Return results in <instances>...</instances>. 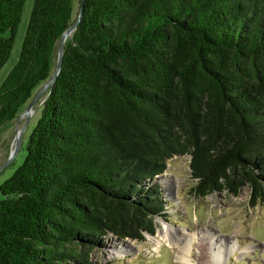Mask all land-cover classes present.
<instances>
[{"label":"trees","instance_id":"obj_1","mask_svg":"<svg viewBox=\"0 0 264 264\" xmlns=\"http://www.w3.org/2000/svg\"><path fill=\"white\" fill-rule=\"evenodd\" d=\"M25 0H0V69ZM72 0H34L0 83V129L51 74ZM25 156L0 184V264H109L101 238L155 233L156 177L264 199V0H85Z\"/></svg>","mask_w":264,"mask_h":264},{"label":"rangeland","instance_id":"obj_2","mask_svg":"<svg viewBox=\"0 0 264 264\" xmlns=\"http://www.w3.org/2000/svg\"><path fill=\"white\" fill-rule=\"evenodd\" d=\"M33 1L24 2L9 58L0 69V83L18 59ZM79 1L72 0L73 19L78 13ZM43 82L33 89L31 97ZM31 97L0 129V164L7 161L0 170V184L23 161L28 135L46 94L33 106L20 147L11 156L17 116ZM22 122L23 118L17 128ZM189 161L188 155L173 156L167 161L166 170L156 177L166 207L162 212L164 216L155 217V233L145 234L141 241L107 234L101 238V245L91 250L93 261L109 264H264V199H253L246 185L237 194L222 190L205 197L196 196L192 190L195 180L190 174ZM176 241L179 245L174 243ZM182 244L189 246L185 260L178 258L177 253ZM217 250L222 256L214 255Z\"/></svg>","mask_w":264,"mask_h":264},{"label":"water","instance_id":"obj_3","mask_svg":"<svg viewBox=\"0 0 264 264\" xmlns=\"http://www.w3.org/2000/svg\"><path fill=\"white\" fill-rule=\"evenodd\" d=\"M84 1L85 0H80L79 1V10H78V13H77L76 18L69 25V27H67V29H65V31L61 34V36L58 39L57 46H56L55 62H54V66H53V69L51 71L50 76L36 90V92L31 97V99L29 100L28 104L26 105V107L22 111V113H20L17 116V119H16V133H15L14 148H13V150L10 153L11 156H13L16 153V151L19 149V147H20L22 135H23V132H24V130L26 128V125H27V123L29 121V118L31 116V113H32V110H33V106L38 101V99L41 98V96L43 94H47L50 91L51 87L54 84L55 78H56V76L59 73V70L61 68L62 57H63V48H64L65 40L71 34V32L76 28V25H77V23L80 20L81 14L83 12ZM21 118H23V122H22L20 128H17L18 123H19V120ZM6 164H7V161L4 162V163H1L0 164V170Z\"/></svg>","mask_w":264,"mask_h":264},{"label":"bare ground","instance_id":"obj_4","mask_svg":"<svg viewBox=\"0 0 264 264\" xmlns=\"http://www.w3.org/2000/svg\"><path fill=\"white\" fill-rule=\"evenodd\" d=\"M32 112H33V110H32ZM211 239H214V236L213 235H211ZM175 244H178V241H176V242H174ZM179 245V244H178ZM189 246H187V245H185V244H182V245H180L179 246V249H178V258H180L181 260H185L186 259V254H187V252H188V248ZM119 251H120V249H119ZM214 255L216 256V257H220V255L222 256V254H221V252L219 251V250H217V252H214Z\"/></svg>","mask_w":264,"mask_h":264}]
</instances>
